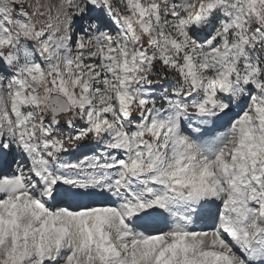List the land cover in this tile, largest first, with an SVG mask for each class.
Masks as SVG:
<instances>
[{
    "label": "snow or ice",
    "instance_id": "6c2138e0",
    "mask_svg": "<svg viewBox=\"0 0 264 264\" xmlns=\"http://www.w3.org/2000/svg\"><path fill=\"white\" fill-rule=\"evenodd\" d=\"M117 3L0 0V264H264V0Z\"/></svg>",
    "mask_w": 264,
    "mask_h": 264
},
{
    "label": "trees",
    "instance_id": "16d2710c",
    "mask_svg": "<svg viewBox=\"0 0 264 264\" xmlns=\"http://www.w3.org/2000/svg\"><path fill=\"white\" fill-rule=\"evenodd\" d=\"M157 68H159L157 70V74H158L157 77H159V78H161L162 76H164V77H168L170 75H174L175 76V73H173V72L171 73L170 71H167V70L163 69L162 66L159 63H157L155 65V69H157ZM156 78H154V79H156Z\"/></svg>",
    "mask_w": 264,
    "mask_h": 264
},
{
    "label": "rangeland",
    "instance_id": "374dc122",
    "mask_svg": "<svg viewBox=\"0 0 264 264\" xmlns=\"http://www.w3.org/2000/svg\"><path fill=\"white\" fill-rule=\"evenodd\" d=\"M53 2H55V0H53ZM122 2V0H118V3H117V6H119L120 5V3ZM159 68H157V69H155V67H154V69H153V76L151 77L152 79H154V78H156L157 77V70H158ZM172 73V72H171ZM170 73V74H171ZM163 77L164 76H162L161 77V79H163ZM174 75H170V76H168V77H164L165 78V82H170V81H173V79H174ZM65 131H67V129H65ZM67 158V157H66Z\"/></svg>",
    "mask_w": 264,
    "mask_h": 264
}]
</instances>
